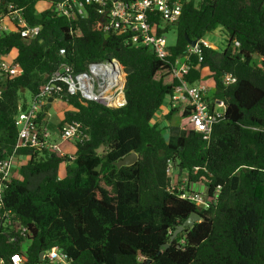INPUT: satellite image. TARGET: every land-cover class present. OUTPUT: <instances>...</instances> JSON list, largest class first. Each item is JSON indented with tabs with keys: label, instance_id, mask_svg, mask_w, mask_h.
<instances>
[{
	"label": "trees",
	"instance_id": "trees-1",
	"mask_svg": "<svg viewBox=\"0 0 264 264\" xmlns=\"http://www.w3.org/2000/svg\"><path fill=\"white\" fill-rule=\"evenodd\" d=\"M57 1L0 0V19L21 10L27 24L41 27L32 39L16 30L0 36V53L14 51L19 66L13 76L0 71V159L16 140L14 116L18 105L26 106L24 91L37 93L62 61L84 70L115 56L126 71V103L109 108L64 97L72 109L58 125L78 120L85 127L86 138L75 141L72 157L21 150L27 159L16 168L4 202L31 233L24 264H41L40 252L51 245L61 247L71 264H264V0H182L176 41L165 58L117 33L106 36L94 6L67 20L53 10ZM217 27L225 46L201 44L186 79L193 83L206 74L211 97L225 103L224 116L208 140L177 125L165 126L164 135L152 119L178 82L173 61L186 53L187 39ZM228 73L236 80L224 85ZM175 112L170 108L165 118ZM131 152L138 156L134 163L115 165ZM169 164L185 171L188 182L209 188L204 205L169 188ZM193 212L199 220L170 239ZM7 237L2 230L1 252L19 250V244H6Z\"/></svg>",
	"mask_w": 264,
	"mask_h": 264
},
{
	"label": "built area",
	"instance_id": "built-area-1",
	"mask_svg": "<svg viewBox=\"0 0 264 264\" xmlns=\"http://www.w3.org/2000/svg\"><path fill=\"white\" fill-rule=\"evenodd\" d=\"M88 5L94 6L99 14V25L104 33L114 32L122 35L126 43L148 47L158 58H165L168 55L170 45L167 44L164 31L168 26H175L178 22L182 0H59L53 5V10L67 20H75L85 15ZM5 17L15 23L11 24V27L7 26L3 21ZM40 29L37 24H27L21 10H15L0 19V36L4 31L16 30L22 37L32 39L39 35ZM158 29L163 31L157 33ZM201 44L214 48L200 38L197 39L195 46L188 44L186 53L174 59L172 74L178 82L169 95L168 103L169 108H177L180 112L188 113V126L183 129H192L199 133L202 139L208 140L214 125L224 116L225 103L220 99H213V102L207 99L208 87L202 79L193 83L186 79L192 68L191 54H199ZM234 44L238 46L239 42L235 41ZM59 53L65 54V49L59 48ZM13 60L7 57V53H0V71L3 74L13 76L19 72L18 63ZM235 80V76L230 73L222 77L224 85H229ZM125 84L126 71L115 56L89 63L84 70H76L68 62L62 61L46 76L42 88L30 95L25 108L18 105L14 116L17 127L16 140L11 151L0 159V234L2 230L6 231L8 236L6 244L9 246L19 244V250L5 254L0 248V264H24L28 257L25 247L31 233L18 216L10 208L5 207L4 202V191L8 183L12 178H17L16 168L25 162L20 158L27 159L26 154L20 153L21 150H48L66 156L61 152L57 138L61 141H80L86 138L85 127L78 120L63 122L58 127V137L52 138L46 127L45 118L48 113L45 107L56 99L78 95L109 108H119L126 103ZM50 97L52 101L49 103ZM41 113L43 115L39 117ZM171 166L173 165L169 164L166 169L170 177L169 188L177 190L181 198L197 205H204L209 199V188L203 186L200 190L194 189V182H188L187 174L180 176V180L177 176L176 181L171 183ZM218 189L219 187L216 192ZM41 252V264H71V258L58 245H51Z\"/></svg>",
	"mask_w": 264,
	"mask_h": 264
},
{
	"label": "rangeland",
	"instance_id": "rangeland-1",
	"mask_svg": "<svg viewBox=\"0 0 264 264\" xmlns=\"http://www.w3.org/2000/svg\"><path fill=\"white\" fill-rule=\"evenodd\" d=\"M46 6V3L45 5ZM43 7V5H42ZM4 20V18H3ZM11 22H10V21ZM4 22L7 24V26L11 27V24L15 23V21H13L12 19L5 17ZM164 36L166 38L167 44L168 45H174L175 41H176V28L175 26H168L166 28V30L164 31ZM203 40L206 41L207 43H210L211 45H214V49H222L225 46L226 43V35L224 34L223 31H221L220 27L215 28L214 30L207 32L204 36H203ZM256 60H258V56L254 57ZM24 94L27 98V100L30 99V93L25 90ZM207 99L210 100V102H213V98L211 97V90L207 91ZM169 96H166L163 100V106H166V108L169 107ZM55 103L53 102L52 105L50 107H47L46 112L48 113L47 117L45 118V122H46V127L48 129V132L50 133V136L52 138H56L58 137V127H60V125H58V123L61 120V116L62 113L67 109V110H71L72 108L66 104V102L64 101H57L56 104L57 106L54 105ZM163 108V107H162ZM162 108H159L154 116L152 120L157 119L158 117L161 118V125L162 127V133L164 135H166V132L168 131V127L165 126H169V125H177L179 126V128H184L186 126H188V117L187 116H182L180 111H176L171 117L170 119H166L163 114H161L162 112ZM165 127V128H164ZM57 142H59V148L61 150V152L63 154H66V156H70V154H72L75 150V141L74 140H66V141H61L60 139H56ZM23 161L26 160L25 158H20ZM64 164L63 163L60 167L61 169V173H63V168H64ZM171 183L176 181V178L178 176L179 180L181 179L180 176H182V174L186 175L187 173L181 172L179 173V171L177 169L174 168V166H171ZM198 184H202V182H199ZM199 189V188H198Z\"/></svg>",
	"mask_w": 264,
	"mask_h": 264
},
{
	"label": "water",
	"instance_id": "water-1",
	"mask_svg": "<svg viewBox=\"0 0 264 264\" xmlns=\"http://www.w3.org/2000/svg\"><path fill=\"white\" fill-rule=\"evenodd\" d=\"M108 34H106L107 36ZM188 44L191 46H195L197 39H187ZM52 101V97L48 98V102L50 103ZM49 106V104L47 105ZM138 156L136 152H131L127 154L125 157L119 159L118 161L115 162V165L117 167H120L122 165H130L134 163L137 160ZM201 204L200 206H202ZM199 220V216L196 213H191L186 219H184L180 224H178L175 228V230L172 232L170 239H173L178 232H180L184 227H190L193 225L194 222ZM169 243H165L164 246L167 247ZM39 258H42V252L39 254Z\"/></svg>",
	"mask_w": 264,
	"mask_h": 264
},
{
	"label": "crops",
	"instance_id": "crops-1",
	"mask_svg": "<svg viewBox=\"0 0 264 264\" xmlns=\"http://www.w3.org/2000/svg\"><path fill=\"white\" fill-rule=\"evenodd\" d=\"M45 3H46V6H47V5L49 6V4H50V3H48V2H43V3L40 2L38 5H39V7H42V5H43V6L45 5ZM4 20H5V18H4ZM4 20H3V21H4ZM4 23H5V22H4ZM5 24H6V23H5ZM213 46H214V45H213ZM7 57L10 58V59H14V57H15V52H14V51H10L9 53H7ZM201 79H202L203 82L207 85V87H208V91H209V89H210L209 85H210V84H209V80H208L206 74H204V76H202ZM57 101H64V100H63V99H56V100H54L53 102L55 103V104H54L55 106H57V104H56ZM53 102H52V103H53ZM64 102H65V101H64ZM52 103H51V105H52ZM162 104H163V103H162ZM162 104H161V106H160V108L163 107V108H162L163 110H162L161 114H163V116L165 117V114L169 111L170 108H169V107L166 108V106H163ZM51 105H49L48 107H50ZM66 110H67V109H66ZM66 110H65V111H66ZM65 111H64V112H65ZM176 111H180V110L176 108ZM64 112H63V113H64ZM63 113H62V115H63ZM181 114H182V112H181ZM61 117H62V116H61ZM153 121H156L157 123H159L160 126H162V125H161V118L158 117L157 119H155V120H153ZM162 127H163V126H162ZM182 129H183V128H182ZM70 157H72L71 154H70ZM183 172H184V171H183ZM61 174L63 175V173H61ZM182 175H183V174H182ZM193 184H194V185H193V186H194V189H196V190H200V189H202L203 186H204V185H201V184H198V183H195V182H194ZM198 188H199V189H198Z\"/></svg>",
	"mask_w": 264,
	"mask_h": 264
}]
</instances>
